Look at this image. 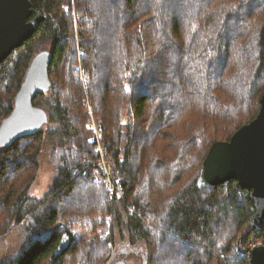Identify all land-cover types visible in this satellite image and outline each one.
Returning a JSON list of instances; mask_svg holds the SVG:
<instances>
[{
  "label": "trees",
  "instance_id": "trees-1",
  "mask_svg": "<svg viewBox=\"0 0 264 264\" xmlns=\"http://www.w3.org/2000/svg\"><path fill=\"white\" fill-rule=\"evenodd\" d=\"M31 1L34 14L47 19L0 64V125L46 43L53 53L51 86L34 104L49 119L35 133L0 146V215L7 214L6 229L12 220L23 237L21 250L0 264H105L114 239L109 217L127 222L132 242L146 241L144 264H211L217 251L226 264H251L248 244L240 254L242 248L234 246L253 234L264 240V223L253 225L250 193L234 179L200 187L198 178L212 144L228 140L260 111L264 23L257 33L250 27L259 21L253 18L264 0H244L224 17L216 9L219 0ZM75 4L90 94L104 120L122 199L109 198L96 160H86L95 150L74 71ZM240 46L251 67L239 68ZM157 75L164 81L154 83ZM153 83L157 90L150 93ZM186 99L194 106L191 113ZM187 112V119H178ZM51 121L60 124L52 150L57 176L50 192L35 198L30 182ZM80 185L82 195L67 209V198ZM128 205L136 213L124 211ZM64 238L68 246L60 252Z\"/></svg>",
  "mask_w": 264,
  "mask_h": 264
},
{
  "label": "water",
  "instance_id": "water-1",
  "mask_svg": "<svg viewBox=\"0 0 264 264\" xmlns=\"http://www.w3.org/2000/svg\"><path fill=\"white\" fill-rule=\"evenodd\" d=\"M47 19L34 14L31 0H0V64L29 39L39 24ZM53 53L42 50L32 58L25 78L15 97L12 112L0 125V146L7 147L17 139L31 135L48 122L46 109L34 104L35 97L49 90L50 64ZM237 180L240 189L250 193L255 208L254 226L264 223V93L257 116L242 125L228 140L212 144L202 164L198 185L211 187ZM68 246L64 238L58 250ZM251 264H264V245L251 252ZM116 264H126L124 260Z\"/></svg>",
  "mask_w": 264,
  "mask_h": 264
},
{
  "label": "rangeland",
  "instance_id": "rangeland-1",
  "mask_svg": "<svg viewBox=\"0 0 264 264\" xmlns=\"http://www.w3.org/2000/svg\"><path fill=\"white\" fill-rule=\"evenodd\" d=\"M244 0H219L218 6H216V9H222V17L230 14L234 15V13L238 10H240V6L242 5ZM75 3V2H74ZM239 8V9H237ZM74 9H77V6L73 7ZM235 10V11H234ZM253 19H259L257 23H252L251 24V30L254 33H257L258 28L264 23V9H260V12L256 14V17ZM81 20V19H80ZM80 20L78 22L79 29L78 31L76 30V23L73 18V25H74V44H73V49L75 50L76 53V58H77V64L75 65L74 71L77 74V81L79 82V74L77 72V67H78V57H77V46H78V34L80 33ZM249 28V29H250ZM253 32L251 34H253ZM80 37V36H79ZM82 41V40H81ZM51 44L46 43L42 46L41 50H51ZM87 50V49H86ZM236 49L234 50V52ZM247 51L246 48L239 47L237 51V56L236 58L240 61V66L239 68L245 69L248 66H252V63L250 64V61L248 58H246L245 52ZM236 55V54H235ZM164 81L163 77H160V75L156 76V81L154 83H160ZM173 83V78L171 79ZM175 82V81H174ZM82 86L83 89V99L81 100L83 103V109H84V116H85V122H86V127L90 130L91 132V141L94 138V131L99 130L101 133V141L104 142V144H107L106 140V132L104 130V120L101 115H99L96 111L95 107V101L93 100L91 94H90V78H89V83L86 85L82 84L79 82ZM153 84H149V92L152 93L154 90H157L156 87ZM168 83V82H167ZM172 86V85H171ZM155 93V92H154ZM153 93V94H154ZM190 93V91H188ZM191 104L190 101L187 99L185 100L184 103V108ZM192 106V105H191ZM193 107H187L188 112L193 110ZM127 108L123 109L122 111V116L126 117L127 116ZM188 112L179 117L178 119H182L185 117V119L188 118ZM191 113V112H190ZM189 113V114H190ZM194 119L198 120L200 115H197V113L192 114ZM179 116V114L176 115V118ZM47 123H45L42 127H45ZM179 127H183V123L179 125ZM60 128V124L55 121H51L50 129L46 131V139L43 142L42 148H41V153L39 155V164L37 169L34 170V177L30 182V187H29V194L32 197L35 198H43L45 197L51 190V187L53 185V182L57 176V171L54 165V159L52 157V150L56 149L57 142L59 140L57 134V129ZM49 131V132H48ZM93 149L95 150V156L88 157L86 160L89 164L93 165V162H95L98 154L95 149V144H93ZM107 149V145L105 146ZM108 156L112 159L111 152L107 149ZM92 157V158H91ZM115 162V161H114ZM10 167L9 169H11ZM83 193V188L82 186H78V188L75 190L73 195L67 198L66 205L65 207L68 209L71 204L73 206V203L76 202V200L81 196ZM123 210L128 213H136L135 212H130L127 208H123ZM7 214L3 212L2 215H0V261L10 258L14 255H16L22 248L23 246V237L22 233L18 231V225H15V223L12 222L11 220V225L9 228L6 229L5 227V220H6ZM126 217V214H124ZM107 225L109 226L110 230L114 234L113 237L114 239L111 242L112 246V251L111 254L109 255L108 258L105 260V264H116L120 260H124L127 264H144L145 262V255H146V249L147 248V243L143 239L136 240L134 242L131 241L130 238V233L128 230V224L126 221L123 222H118L114 219V217H109L107 220ZM76 229H81L80 227H77ZM78 236L81 240L82 243L85 241V233L82 231L78 232ZM255 235H251L248 237L245 241H240V242H235V247L242 248L241 250L238 251V254H240L243 251L244 247V253L246 249V245L249 243H254L256 241H264L262 239H257L254 238ZM125 252H124V251ZM253 250V249H252ZM223 256L226 257L224 253L218 252L211 264H225L224 259L222 258ZM228 256V255H227ZM77 255H74L72 257V260H75ZM229 257V256H228ZM226 259V258H225ZM228 262L231 264L228 260Z\"/></svg>",
  "mask_w": 264,
  "mask_h": 264
},
{
  "label": "built area",
  "instance_id": "built-area-1",
  "mask_svg": "<svg viewBox=\"0 0 264 264\" xmlns=\"http://www.w3.org/2000/svg\"><path fill=\"white\" fill-rule=\"evenodd\" d=\"M73 17L76 23V30L78 31L79 25L78 22L81 19L80 12H78L76 9H74ZM79 35V34H78ZM78 46H77V57H78V67H77V72L79 74V81L86 85L89 83V78L86 75V67L83 63L84 58L86 56V51L83 46V43L81 41V38L78 36ZM94 138H93V143L95 144V149L97 151V159H96V164L100 167L101 173L103 176V180L105 181L107 188H108V193H109V198L111 200L114 199H122L123 198V193H124V188L123 185L120 182L119 177L116 175L115 167H114V160L113 158L111 159L108 156L107 149L105 147L104 142L101 141V133L99 130L94 131ZM248 192V191H247ZM127 209L130 212H135L134 207L131 205H128ZM259 245H264V241H256L253 244L248 242V246L250 247V250L254 249L256 246ZM225 259V256L222 257ZM226 264V261H225Z\"/></svg>",
  "mask_w": 264,
  "mask_h": 264
},
{
  "label": "flooded vegetation",
  "instance_id": "flooded-vegetation-1",
  "mask_svg": "<svg viewBox=\"0 0 264 264\" xmlns=\"http://www.w3.org/2000/svg\"><path fill=\"white\" fill-rule=\"evenodd\" d=\"M124 251V250H123ZM125 252V251H124ZM127 264V263H126Z\"/></svg>",
  "mask_w": 264,
  "mask_h": 264
}]
</instances>
